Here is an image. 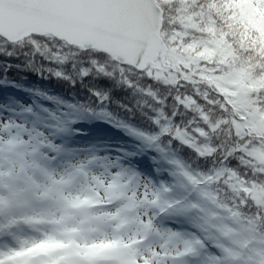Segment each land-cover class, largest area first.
<instances>
[{
    "label": "trees",
    "instance_id": "1",
    "mask_svg": "<svg viewBox=\"0 0 264 264\" xmlns=\"http://www.w3.org/2000/svg\"><path fill=\"white\" fill-rule=\"evenodd\" d=\"M159 3L165 16L162 36L169 49H177L181 59L177 80L145 79L143 74L128 70L130 76L125 81H131L129 84L121 80L119 65L112 66L117 72L114 78L84 75L86 61L77 62L75 69L60 72L62 62L50 59L46 46L37 51L31 45L0 43V117L22 122L27 129L32 126L47 135L53 127H58L57 137H50L58 153L65 152L71 159L79 152H101L104 150L101 145L107 144L121 153L123 161L128 162L125 166L135 167L134 163L140 162L143 173H187L196 186L190 196L203 194L210 203L211 214L234 220L226 223L225 228L235 231L233 224L238 223L237 234L251 236L244 258L245 264H252L264 254V219L253 207L255 204L264 210V199L259 201L254 195L258 191L264 197V178L249 176L245 182L239 173L247 174L249 168L253 175L264 171V85L258 87L264 79V28L247 25L243 17H231L228 12L231 8H224L218 0H160ZM217 4L219 10H210L211 5L215 9ZM242 33L247 35L243 38L247 48L241 46ZM218 47L230 50V56L223 59L220 50L214 49ZM159 66L165 69L161 60ZM57 72L62 75L58 76ZM241 72L252 78V84L257 82V87L249 88L245 102H231L230 95L222 92L221 78ZM165 82L174 89L172 96L167 93L169 85ZM96 91L106 102H97ZM216 92L223 95L231 108ZM174 94L187 110L180 109L175 98L172 115L166 112L164 123H160L162 118L156 116L154 102L160 107V98L167 97L164 103L168 110ZM220 108H224L223 113ZM177 109L180 115L173 121L171 117ZM201 116L205 123L215 126L211 132L197 126L196 131L201 133L197 143L198 138L187 132V128ZM105 128L110 131L106 132ZM165 128L179 133L183 143L195 145L205 159L198 158L194 149L177 139L170 142L162 138ZM216 148L220 151L212 155ZM236 148L244 150L245 155L239 160L249 168H239L233 161L238 178L232 182L237 188L232 195L228 177L221 182L220 157L225 156V150L235 152ZM210 172L220 175L209 176ZM189 188L186 189L190 191ZM246 201H249L247 209L238 207Z\"/></svg>",
    "mask_w": 264,
    "mask_h": 264
},
{
    "label": "rangeland",
    "instance_id": "2",
    "mask_svg": "<svg viewBox=\"0 0 264 264\" xmlns=\"http://www.w3.org/2000/svg\"><path fill=\"white\" fill-rule=\"evenodd\" d=\"M218 1L223 3L224 8H231V11L228 9L231 17H243L247 25L264 28V0ZM219 8L218 4L215 9L211 5L210 10L217 11ZM224 11L222 8L221 12ZM245 36L242 33L240 39L243 48H247L243 39ZM214 49L220 50L223 59L231 54L228 49ZM160 60L158 57L157 63L152 65L158 70L156 78L164 77L170 82L177 80L176 74L181 65L177 49H169L163 63L164 70L160 69ZM76 63L71 60L62 62L60 72L75 69ZM221 81V90L230 95L231 102H245L249 88L252 90L257 85V82L252 84V78L245 72L223 76ZM165 84L169 85L166 86L167 93L172 96L174 89L169 83ZM263 85L264 79L258 87ZM171 98L168 110L164 103L167 97L160 98V107L154 102V112L162 118L160 123H164L166 112L172 115L175 108L172 101L175 98L179 101L175 94ZM104 130L110 131L108 128ZM58 132L59 128L53 127L52 133L47 135L32 126L27 129L22 122H9L0 117V196L4 197L0 206V252L31 249L37 242L45 241L43 247L25 254L30 262L54 257L57 264H63L72 257L76 264L79 261L99 264L102 258L109 261L117 254L122 264H129L132 260L137 261L138 254L143 255L142 250L166 246L169 251H175L183 246L184 239L196 233V226L171 209L160 212L159 206L143 203L145 189L141 185L146 184L149 191L160 193L161 203L182 200L185 204L197 205L191 216L207 230V234L201 233L206 247L198 255L169 258L168 264H215L214 258L223 256L219 245L239 253L229 257L224 264L247 263L244 255L248 252L246 245L252 240L251 236H239L238 223L233 224L235 231L225 228L226 223L234 220L228 221L221 214H211L210 203L203 194L190 196L196 186L188 174L163 176L160 171L152 175L143 173L140 162L134 163L135 167L125 166L128 162L123 161L121 153L107 144L101 145L104 149L101 152H79L71 159L65 152L58 153L54 146L50 136L57 137ZM237 176H227L232 195L237 190L232 183ZM53 180L57 183L54 184ZM162 186L169 187L171 191H161ZM188 187L190 191L193 189L190 194ZM253 190L256 191L255 186ZM254 195L259 201L264 199L258 191ZM113 202L118 205L115 209L110 207ZM142 217H152L155 222V228L147 233V239L139 223ZM171 231H177L181 236L170 237Z\"/></svg>",
    "mask_w": 264,
    "mask_h": 264
},
{
    "label": "snow or ice",
    "instance_id": "3",
    "mask_svg": "<svg viewBox=\"0 0 264 264\" xmlns=\"http://www.w3.org/2000/svg\"><path fill=\"white\" fill-rule=\"evenodd\" d=\"M140 7V0H0V19L7 9H17L26 14L28 20L23 25H9L4 27L0 23V43H11L13 45L34 46L39 51L42 47H47L49 58L54 61L66 62H87L88 67L84 69V75H93L94 77H107L114 78L117 72L113 71V65H119V75L121 80L131 84V81H125L128 70H135L139 74H143V78L156 80L155 73L157 69L152 67L149 63L146 66H141L144 60V52L141 51L139 56L134 58V63L125 59L123 56H114L110 50L112 46L118 41H135L137 39L135 25ZM12 29L17 30V37L12 38L10 32ZM69 37H72L71 39ZM55 42V46L53 45ZM147 45V42H144ZM67 53V55H65ZM149 69H152V74L149 75ZM57 75L62 73L57 72ZM160 82V81H157ZM183 83V81L181 82ZM177 87H180L178 84ZM95 95L98 97V103L106 102L102 98V94L96 91ZM216 95L231 108L221 93L216 92ZM182 99V97H181ZM180 104V101H176ZM207 102V101H205ZM219 107V105H214ZM180 109L187 110L183 104H180ZM180 109H177L175 115L171 118L175 121L174 117L180 115ZM220 112H224V108H220ZM239 119V117H237ZM199 121V125H198ZM197 120H193L187 128L193 136L197 137V143L201 138V133L196 131L197 126H202L206 131L211 132L215 126L214 123H205L204 116ZM158 125V121L156 122ZM225 126V125H221ZM162 138H167L171 142L172 139L182 141L179 133L170 132L167 128L163 129ZM248 139V137H245ZM198 154V158H204V154L197 150L195 145L183 143ZM220 149L213 150L212 155L219 152ZM245 155L243 149L236 148L235 152L225 150V156H221L220 160L223 161L221 170V182L228 175H236L237 169L233 166V161L239 168H249V165L242 163L239 157ZM173 163H176L173 161ZM219 165V161H217ZM187 175V173H185ZM220 175V172H210L209 176ZM243 176L245 182L257 177L264 178V171H259L255 175L252 174L251 169L249 172L239 173ZM143 179V177H140ZM238 178V177H237ZM53 183L57 181L53 180ZM144 187L143 196L145 199L143 203L159 206L160 212H166L169 209L173 210L178 216L188 220L191 224L196 226V233L191 235L190 238L184 239L183 246L175 251H169L166 246L161 248L142 250L143 255H137L136 259L138 264H168L169 258H180L185 256H196L202 248L206 247L203 234H207V230L201 227L196 222V218L191 216L193 210L198 206L195 204H185L182 200L174 202L161 203L160 193L157 191H149L148 185H141ZM161 191H171L167 186H162ZM4 202V197L0 196V206ZM249 201L242 205H238L241 209H247ZM70 206V205H69ZM113 209L118 205L113 202L110 205ZM260 218L264 219V210H261L257 205ZM126 211V210H125ZM139 223L145 230L144 236L147 239V233L155 228V222L152 217L140 218ZM158 231V229H155ZM227 235V233H226ZM181 236L177 231H171L170 237ZM45 241L37 242L31 249H12L10 251L0 252V264H57L54 257H50L42 261L30 262L26 257V253L34 251L39 247H43ZM220 249L223 256H216L214 258L215 264H224L229 257L238 256L239 253L234 252L232 249H224L221 245ZM226 254V255H225ZM63 264H76L74 258L69 257ZM79 264H96L94 261H79ZM99 264H122L119 259H112L109 261H100ZM252 264H264V254H261L258 260L252 261Z\"/></svg>",
    "mask_w": 264,
    "mask_h": 264
},
{
    "label": "water",
    "instance_id": "4",
    "mask_svg": "<svg viewBox=\"0 0 264 264\" xmlns=\"http://www.w3.org/2000/svg\"><path fill=\"white\" fill-rule=\"evenodd\" d=\"M26 14L17 9H7L4 11L0 23L4 27L9 25H23L27 22ZM164 10L159 5L157 0H140L135 31L137 39L135 41H118L110 50L114 56H123L125 59L134 63V58L144 52V60L141 66H146L151 63L155 64L158 57L164 63L169 47L162 36L164 26ZM12 38L17 37V30L12 29L10 32ZM70 39L72 37H69ZM147 42L145 45L144 42ZM127 248L125 249V252ZM113 259H118L117 254H114ZM102 261H106L102 259ZM129 264H138L136 260H132Z\"/></svg>",
    "mask_w": 264,
    "mask_h": 264
},
{
    "label": "flooded vegetation",
    "instance_id": "5",
    "mask_svg": "<svg viewBox=\"0 0 264 264\" xmlns=\"http://www.w3.org/2000/svg\"><path fill=\"white\" fill-rule=\"evenodd\" d=\"M103 259V258H102ZM102 259H101V261H102ZM106 260V259H105ZM108 261V260H107Z\"/></svg>",
    "mask_w": 264,
    "mask_h": 264
}]
</instances>
